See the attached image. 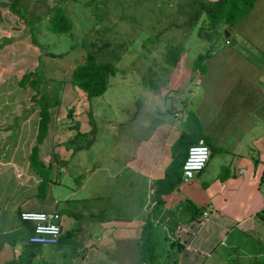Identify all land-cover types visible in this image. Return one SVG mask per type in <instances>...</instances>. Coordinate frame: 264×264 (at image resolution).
<instances>
[{
  "label": "crops",
  "instance_id": "1",
  "mask_svg": "<svg viewBox=\"0 0 264 264\" xmlns=\"http://www.w3.org/2000/svg\"><path fill=\"white\" fill-rule=\"evenodd\" d=\"M234 27L242 35L241 42L264 59V0H256ZM251 58L220 40L219 48L206 57L209 67L202 73L195 71L202 100L196 113L191 111L190 119L181 123L185 130L162 126L170 132L156 140L162 146L150 143L142 153L130 148L131 137L126 132L125 139L118 133L114 139L118 144L113 145L122 142L123 151H108L107 159L104 153L74 158L77 151L90 148L95 141L96 124L90 122L95 123L92 116L96 114L89 104L83 114L90 124L81 130L88 136L85 146L74 152L68 149L65 138L69 133L58 127L55 112L38 149H33L38 143L39 106L33 101L0 102V264H146L141 256L150 253L148 245L158 241L157 237H162L167 249L177 244L172 258L175 264H256L264 256L259 220L264 207V67ZM164 73L160 80L167 85L159 92L171 103L169 91H178L194 73L183 57ZM154 75V79L159 76ZM156 101V97L151 99ZM54 108L49 111L51 117ZM168 109L162 104L158 108L159 112ZM179 114L176 108L173 117ZM116 118V123L122 122ZM182 131L198 132L190 144L206 137L209 159L190 180L183 179L182 167L176 170L172 176H181L180 180L171 190L160 192V201L152 209L156 180L171 170L173 160L175 166L182 159V152L176 150ZM183 146L181 143L180 149ZM215 150L223 151L224 159L212 165ZM38 156L40 164H48L52 171L45 178L48 185H42L45 182L34 168L38 165L32 159ZM208 163L210 170L204 172ZM82 167L79 184L67 185L71 171ZM116 189L119 193L112 197ZM22 209L63 212L60 225L70 244L63 246L61 239L48 248L42 247L47 244L30 245L32 223L20 218ZM238 230L243 240L235 248ZM250 236H254L252 243L246 240ZM233 254L241 257L233 258Z\"/></svg>",
  "mask_w": 264,
  "mask_h": 264
},
{
  "label": "rangeland",
  "instance_id": "2",
  "mask_svg": "<svg viewBox=\"0 0 264 264\" xmlns=\"http://www.w3.org/2000/svg\"><path fill=\"white\" fill-rule=\"evenodd\" d=\"M4 1L6 3H2L0 1V25L3 26L0 27V102L7 101L12 103H27L33 101L34 103H36L31 98L33 91L30 89V87L28 86L22 88L18 85L17 81L24 72L34 70L39 62L38 55L41 54V56L43 57L41 72L43 74L44 81L46 82L45 86L46 91H48L47 93L49 95L52 94L51 88L53 86L57 87L60 91L58 95L60 103L53 109L51 118L54 122V115L56 112L58 127L62 130V132L65 131L69 133V136L65 138L67 140L66 144L69 147L68 149L73 151L76 144L86 142V139L88 137L86 134L79 135L76 141L73 138L78 129L81 132V130L86 129V126H88V124H96V136L92 146L88 149L77 151L74 158L83 160V155H88L89 157L92 156L95 158L104 153V156L107 159L108 151L109 153L111 151V154H115L116 151H123L121 146L122 142L119 143L118 147H113L114 144H118L114 143V139L115 137H117L118 133H120L123 139H125L127 136L126 132H129V137H131V143L129 144L130 148L136 151H140V153H142V151L144 150L149 149L150 147H148V145L150 143L161 147L162 145H159V141L156 140L164 139L170 133L163 129L162 126L168 127L170 125V127H172V129L174 130H185L184 124L181 125V123H185L188 118L190 119L191 111L196 113L197 108L199 107L202 100L200 90H198L196 86L195 78L197 76V72L193 74V77L191 78V81L193 80L192 82L186 81V83L184 84L185 86L183 85L179 87L178 91H175V89H171L169 91V94L172 95V102L168 103L169 101L163 98V96L160 94L159 88L161 86L167 85L166 81L161 82L160 79L166 76L164 72L166 70H169L170 67L166 68V70L161 69V62L163 60L162 55L154 49L149 52L148 56L146 57H141V55L139 54V52L141 53L143 51V49L140 48L141 38L146 37L150 33L149 30L143 28V32L138 34L139 31H141L140 28L142 25V19L139 16L133 15V19L126 22L119 20L118 24L111 26V34H108V36H101V41L105 39H110L111 41L120 40L122 38L128 39L133 37L134 35H137V39L134 44H130L129 50L125 52L123 54V58L117 62L118 69L110 77V83L106 90L99 95L88 97L82 89L80 90L78 87H73L70 83V80H68L72 68L77 62L83 60L85 50L79 46L75 49H72L69 53L62 57H51L43 54V50H41L38 45L32 42L30 31L28 30L21 15L19 13H14V10H11V8L9 7V2L12 0ZM55 1L56 0H18L17 5H21L22 7H24L28 12L29 17L32 18L34 17V14H36L35 12L42 9L45 10ZM156 1L159 2L161 0ZM174 1L175 0H170V4H172ZM67 10L72 16L75 37L80 38L84 34H86L87 39L92 37L91 34H94V31L91 29L90 23H92L93 16H91L89 10H86L84 6L76 4H69ZM173 10H175L174 7L165 9L163 13L164 16H161L160 18L164 20L165 18L163 17H165L166 15H171L170 12H172ZM109 18L111 21H115L118 18V15L110 14ZM89 20H91V22H89ZM165 21L166 19L164 20V22ZM157 23L158 22H156L154 19H150V24ZM173 27L174 28H167L169 29L168 35L176 33L177 31H180L179 33H181V29L175 28V26ZM224 28V25L221 26L222 33L224 32ZM161 34H163L162 36H165V32H162ZM55 35L56 34L52 32H46V29L44 28L39 30L38 32V37L42 39L45 46H47L46 48L59 51L60 49L66 48L70 45L68 38L67 40H64L62 38L55 39ZM219 35L220 38H216L214 43H212L211 45V49H213L214 47V49L217 50L219 48L220 40H225L226 37H224V35L220 33ZM183 37L184 34L177 35L174 41H182ZM188 43L198 44L199 42L196 40V38H192L187 39L186 44ZM159 47L161 48L160 45ZM234 48L239 51L238 48ZM195 53L196 52H191V61ZM241 53L246 55L243 52ZM183 55L184 54L181 55V59ZM251 57L252 56H250V58ZM258 57L260 60L255 62L259 66L264 67V59L260 56ZM207 66L209 67V64L207 62L206 65L205 62L204 69H206ZM154 73H157V75H159L157 76L159 79H154ZM261 76L263 75L261 74ZM61 79H64L63 83H59V80ZM262 80H264V76ZM44 81L40 82L39 89L35 93V96H40L41 92H44V88L42 87L44 86ZM189 82H191L192 84H189ZM155 97L158 99V102H151V99ZM246 97L248 100L247 95ZM87 104H89V107L91 109L90 111L93 112V114H96L92 116V118L95 120V123H88L87 116L83 114L85 112L84 107ZM161 104L164 107H169V109L163 112H159L158 108ZM71 106L73 107V109L70 112ZM176 108L180 113L178 118L173 117ZM183 109L184 114L182 112ZM69 112L72 114L71 116L69 115ZM116 116H118L119 119H122L121 123L115 122V119H118L116 118ZM90 118L91 117L89 116V119ZM189 122L191 123V120H189ZM150 139L151 142H148ZM223 156V151L215 150V155L212 159H210V162L212 163V165L216 162L219 164L224 159ZM32 160L37 162L38 166L34 168L42 178H46L51 175L52 171L49 169L48 164L45 166L40 164L42 160L39 156L35 157ZM101 160H103V158H101ZM174 163L175 160H173L171 166H174ZM207 170H210L209 163L203 171L205 172ZM83 172L84 167H82L81 171H71V174L69 175V177H67L65 183L67 185L77 186L80 182V177ZM47 183L48 182H45L42 185H48ZM106 191L107 190H105L104 193ZM118 193L119 189H116L114 192L115 195H113L112 197L117 196ZM75 196H78V194H76ZM120 196L124 197L122 194ZM78 205L79 204H76L77 207ZM58 208L63 211V204L59 203ZM114 209L118 210L117 207H114ZM60 214L61 216L63 215V217L65 216L63 212H61ZM78 220L80 221V219ZM259 220H261V234L264 235V218L260 217ZM61 222L62 221L60 219V224ZM61 229L63 231L62 226ZM96 230H99V228ZM165 233L166 230H162V234ZM201 233L203 235V232ZM238 233H240L239 230L237 231L235 240L233 242L235 248H238V245L242 243L240 241L243 240V238L237 235ZM65 234V232L64 235L62 234V240L59 242L62 243L63 246L70 244V238ZM159 235H161V232L159 233ZM211 235L212 234H209V237ZM260 238L263 237L260 236ZM157 239L158 241L154 240V242H150L148 245L149 248H151L150 251L153 256L152 264H159V262L157 263V260H159L160 258H163L162 264H175L173 263L174 261H172V258L174 256L176 257V253L174 252V250L177 244L173 243L175 247L172 249H167L166 246L162 244V237H157ZM247 239V242L252 243V241H254V236H250V238H246V240ZM23 241H26V239H23ZM30 245L38 246L39 244L31 243ZM46 246L48 248L51 245H42V247ZM139 251L142 252L141 247ZM217 253L219 254L220 251H217ZM217 253L214 254L215 258L218 257ZM232 256L233 258L241 257L238 254H233ZM112 258L114 257L110 256V259ZM258 258L260 259L261 257ZM260 261V264H262L264 260L260 259Z\"/></svg>",
  "mask_w": 264,
  "mask_h": 264
},
{
  "label": "trees",
  "instance_id": "3",
  "mask_svg": "<svg viewBox=\"0 0 264 264\" xmlns=\"http://www.w3.org/2000/svg\"><path fill=\"white\" fill-rule=\"evenodd\" d=\"M0 1L6 3L4 0ZM255 1L256 0H175L170 4V0H161L159 2L156 0H56L45 10L42 9L35 12L36 14H34L32 18L29 17L24 7L17 5L18 0L10 1L9 7L11 10H14V13H19L21 15L30 31L32 42L43 50V54L51 57H62L79 46L85 50L83 60L75 64L70 72L68 80H70L73 87L75 86L80 90L82 89L88 97H92L106 90L110 83V77L118 69L117 62L120 61L123 58V54L129 50L130 44H134L137 39V35H134L128 39L122 38L120 40H114L115 42L110 39L101 41V36H108V34H111V26L118 24L119 20L126 22L132 20L133 15H137L142 19L141 31H139L138 34L143 32V28L150 31L146 37H142L140 40V48L143 49L141 53L139 52L141 57L148 56L149 52L154 49L162 55L163 60L161 62V69L166 70V68L169 67V69H172L178 60L181 59V55L184 54V64L191 72L195 73L197 70V72L202 73L205 70L204 65L206 57L211 55L210 50H212V43L220 36L219 33L224 35V33L221 32V26L229 24L234 27V24L251 10ZM69 4L84 6L86 10H89L91 16H93L90 25L94 34H91L92 37L89 39L86 38V34L82 35L80 38L75 37L72 16L67 10ZM171 7H174L175 10L170 12L171 15L163 17L168 21L164 22L165 19L162 20L160 17L164 16L163 13L165 9ZM110 14L118 15V18L115 21H111L109 18ZM150 19H154L158 23L150 24ZM89 22H91V20H89ZM172 25L175 26V28L181 29V33L177 31L176 33L168 35L169 29L167 28H174ZM0 27L3 26L0 25ZM43 28L46 29V32L48 31L56 34L54 36L55 39L62 38L67 40L68 38L70 45L59 51L46 48L47 46H45L42 39L38 37L39 30ZM162 32H165V36H162ZM180 34H184L182 41H174L175 37ZM239 36L242 40V35L240 33ZM192 38H196L199 43L186 44L187 39ZM225 40L228 43V38H225ZM191 52H196L192 61ZM38 57L39 62L34 70L24 72L17 81L18 85L22 88L30 87L33 91L31 98L39 106L38 143L33 149H38V144L42 142L46 135V129L51 119L50 109L60 103V99L58 98L60 91L57 87L53 86L51 88V95L46 91V82L41 72L43 57L41 54H39ZM63 80H59V83H63ZM42 81L45 82H43L44 86H42L44 92L42 91L40 96H35V93L39 89V84ZM186 81H191V78L184 79L181 86L184 85ZM72 108L71 106L70 112ZM70 112L69 114H71ZM197 133L198 132L184 133L182 131L177 137L176 150L177 152H182V159L177 165L171 166V170L169 169L163 178L156 180L157 188L153 192V199L155 198L156 202L155 205L152 206V209L156 208L157 203L160 201V192L171 190L180 180L181 176L173 177L172 174L182 167L189 144L192 141L191 138ZM81 134L82 133L78 129L73 136L75 141ZM204 138L206 139V137ZM181 143L184 144L182 149H180ZM85 144L86 142L76 144L73 152L82 148ZM45 181V177L42 178V182ZM259 215L264 218V207L261 212H259ZM146 223L147 227H149L150 222L146 221ZM146 233L147 231L144 234L146 235ZM150 249L151 248L148 250L150 251ZM141 258L147 261L146 264H152L153 256L151 251L147 255L141 256ZM260 259L264 260V256ZM260 259L256 264H260ZM262 264H264V261Z\"/></svg>",
  "mask_w": 264,
  "mask_h": 264
},
{
  "label": "built area",
  "instance_id": "4",
  "mask_svg": "<svg viewBox=\"0 0 264 264\" xmlns=\"http://www.w3.org/2000/svg\"><path fill=\"white\" fill-rule=\"evenodd\" d=\"M210 147L204 137L189 145L186 157L182 164L184 180H190L196 172L201 170L210 155ZM20 217L32 223V231L28 236V242L36 244H57L62 236L60 225L61 215L58 211H46L40 209H22Z\"/></svg>",
  "mask_w": 264,
  "mask_h": 264
},
{
  "label": "water",
  "instance_id": "5",
  "mask_svg": "<svg viewBox=\"0 0 264 264\" xmlns=\"http://www.w3.org/2000/svg\"><path fill=\"white\" fill-rule=\"evenodd\" d=\"M232 32V34H231ZM224 37L228 38V43L231 46H234L239 49L240 52L245 53L246 55H250L253 57L255 61H259L258 55H256L253 51L248 49L245 45L241 43V38L239 36V32L234 30L233 26L226 24L224 28Z\"/></svg>",
  "mask_w": 264,
  "mask_h": 264
},
{
  "label": "clouds",
  "instance_id": "6",
  "mask_svg": "<svg viewBox=\"0 0 264 264\" xmlns=\"http://www.w3.org/2000/svg\"><path fill=\"white\" fill-rule=\"evenodd\" d=\"M211 153V152H210ZM210 156V155H209ZM209 159V158H208ZM207 163V162H206ZM200 171V170H199Z\"/></svg>",
  "mask_w": 264,
  "mask_h": 264
}]
</instances>
